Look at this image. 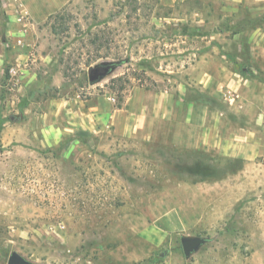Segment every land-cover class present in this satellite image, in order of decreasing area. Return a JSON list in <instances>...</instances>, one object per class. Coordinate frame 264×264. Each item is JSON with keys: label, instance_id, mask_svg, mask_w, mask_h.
Listing matches in <instances>:
<instances>
[{"label": "rangeland", "instance_id": "obj_1", "mask_svg": "<svg viewBox=\"0 0 264 264\" xmlns=\"http://www.w3.org/2000/svg\"><path fill=\"white\" fill-rule=\"evenodd\" d=\"M10 4L0 0V264L13 253L33 264H264V154L203 178L211 158L180 141L188 129L123 132L116 117L139 88L195 81L197 68L180 72L187 32L204 70H244L264 89V0H70L40 24ZM102 63L120 64L91 85ZM151 226L169 240L138 260L129 242ZM187 235L207 240L189 259Z\"/></svg>", "mask_w": 264, "mask_h": 264}, {"label": "crops", "instance_id": "obj_2", "mask_svg": "<svg viewBox=\"0 0 264 264\" xmlns=\"http://www.w3.org/2000/svg\"><path fill=\"white\" fill-rule=\"evenodd\" d=\"M69 1L9 0L11 4L6 8L7 13L13 16H27L33 24H40L65 8ZM14 19L11 18L12 21ZM9 24L13 26L12 23ZM197 38L184 36L186 54L182 53L179 58L187 64L184 66L185 71L180 72L186 73L193 67L200 70L195 81L190 76L183 79L180 77L174 90L146 93L139 88L133 100L131 98L132 105L128 103L129 111L125 108L116 113L121 130L124 132V128L126 131L133 129L135 132L152 122H164L188 129L190 136L183 134L180 141H188L196 152L208 153L207 157L211 158L212 165L219 168L262 156L264 89L252 88L248 78L227 67L223 68V77L204 70L201 53L198 52L199 45L195 41ZM190 56L195 57L196 64L188 62L192 60ZM210 153L212 154L209 155ZM168 240L166 230L151 226L139 234L137 239L129 242L132 246L129 252L138 257V260H143Z\"/></svg>", "mask_w": 264, "mask_h": 264}, {"label": "water", "instance_id": "obj_3", "mask_svg": "<svg viewBox=\"0 0 264 264\" xmlns=\"http://www.w3.org/2000/svg\"><path fill=\"white\" fill-rule=\"evenodd\" d=\"M116 67L111 63H102L92 67L89 70V82L95 85L111 73L114 72ZM207 240L200 236H182L181 245L186 258H190L193 254L197 253L205 244ZM8 264H33L18 253H13L8 260Z\"/></svg>", "mask_w": 264, "mask_h": 264}, {"label": "trees", "instance_id": "obj_4", "mask_svg": "<svg viewBox=\"0 0 264 264\" xmlns=\"http://www.w3.org/2000/svg\"><path fill=\"white\" fill-rule=\"evenodd\" d=\"M188 33L189 32H187L186 33V35H188ZM188 36H192V35H188ZM120 63H116V64H114V66H118ZM240 74H242L243 76H246V75H248V73H247V71H242V72H240ZM2 124L3 123H1L0 124V133H1V129H2ZM1 148V147H0ZM1 150V149H0ZM238 162V161H237ZM234 163H236V162H234ZM233 163V164H234ZM233 164H231L230 166L232 167L233 166ZM199 167H201L202 169H203V174H202V176H203V178L204 177H207V175H208V173L209 174H212V173H214V169L215 168H217L216 166H213L212 165V163H201V164H199ZM219 168V167H218ZM205 180V179H204Z\"/></svg>", "mask_w": 264, "mask_h": 264}, {"label": "built area", "instance_id": "obj_5", "mask_svg": "<svg viewBox=\"0 0 264 264\" xmlns=\"http://www.w3.org/2000/svg\"><path fill=\"white\" fill-rule=\"evenodd\" d=\"M18 44H22V39H18Z\"/></svg>", "mask_w": 264, "mask_h": 264}]
</instances>
